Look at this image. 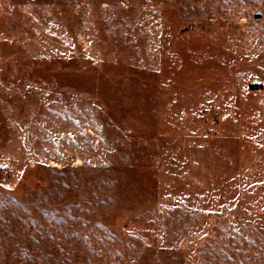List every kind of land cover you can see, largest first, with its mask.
I'll return each mask as SVG.
<instances>
[{
	"label": "rangeland",
	"instance_id": "1",
	"mask_svg": "<svg viewBox=\"0 0 264 264\" xmlns=\"http://www.w3.org/2000/svg\"><path fill=\"white\" fill-rule=\"evenodd\" d=\"M0 264H264V0H0Z\"/></svg>",
	"mask_w": 264,
	"mask_h": 264
},
{
	"label": "snow or ice",
	"instance_id": "2",
	"mask_svg": "<svg viewBox=\"0 0 264 264\" xmlns=\"http://www.w3.org/2000/svg\"><path fill=\"white\" fill-rule=\"evenodd\" d=\"M0 167H2V166H0Z\"/></svg>",
	"mask_w": 264,
	"mask_h": 264
}]
</instances>
